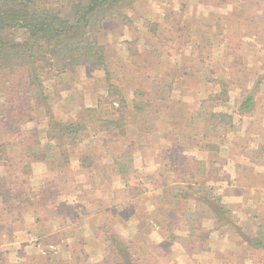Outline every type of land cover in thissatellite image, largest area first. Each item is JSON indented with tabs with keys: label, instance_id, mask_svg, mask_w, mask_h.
Here are the masks:
<instances>
[{
	"label": "rangeland",
	"instance_id": "obj_1",
	"mask_svg": "<svg viewBox=\"0 0 264 264\" xmlns=\"http://www.w3.org/2000/svg\"><path fill=\"white\" fill-rule=\"evenodd\" d=\"M200 1L138 0L133 14L141 15L134 21L136 31L116 20L104 23L100 40L108 43L109 67L114 72L112 81L116 82L118 75L123 78L128 98L131 97L132 86L142 85L148 95L151 93L163 99L155 100L161 112L147 120L151 130L145 136L133 134L128 139H116L109 134H100L87 140L84 151L94 155L97 166L93 175L89 176L81 169L77 176L83 181L73 184L72 171L75 167L72 168V165L77 166L78 161L72 157L70 165L65 168L68 182L63 192L58 194V201L63 203L58 202V210L47 211L48 220L37 223L42 228L45 242L38 240L35 229L39 226L35 223V215L27 211L19 216L17 222H13L12 230H8L12 236L15 231H26L27 239L24 238L17 250L12 246L9 250L0 246L5 253L7 251L4 255L6 260L1 264L53 263L57 258L73 259L74 256H78L82 264L105 262L103 257L107 263L111 251L108 247L99 249L98 243L93 242L98 240L93 234L101 237L100 243L104 242V236H121L130 249L138 251L135 256L139 264H161L160 260L157 262V256L170 258L168 251L171 247L166 240L168 230L165 229L170 222L166 220L159 224L155 219L158 217L157 209L167 210L168 207L171 208L170 217H178L184 209H189L186 213L188 218L184 216L188 221L179 217L180 227H174L178 240L185 239L184 235L188 237L186 243H181L187 251H195L193 247L201 241L202 256L207 255L209 249L214 254L216 249L228 246L223 239L217 241L218 238L227 237L225 240H230L231 235L228 234L231 232L234 241H240L241 235H249L264 244V168H258L254 173L253 169L238 164L228 165V155L224 150H220L218 162L208 163V167H202L200 159L192 164V158L185 152L186 146L181 147L183 140L180 137L181 132L186 130L187 116L199 109L202 100L205 109L214 105L203 98L213 92L215 84L210 79L217 78L227 81L230 105L243 94L253 91L255 102L251 111L256 115V123L252 128L258 133L262 130L264 134V73L249 70H258L264 65V11H256L260 8L257 6L260 0H239L238 6L228 3L217 7ZM246 3L253 8H246ZM232 14L235 17H231ZM236 16L239 21L243 19L245 22L235 25ZM145 18L156 23L155 31L149 29ZM177 26L183 29L178 30ZM231 28L235 32L231 33ZM244 75L247 80H243ZM21 82V74H15L9 81L18 86L14 98L3 94V99L8 101L7 113L14 110L10 115L18 118L19 113L22 117L25 114L27 122L20 126L21 136L38 132L42 143L47 142V116L43 104L49 107L50 114L56 119L74 120L81 108L95 105L97 98L105 92L103 72L84 67L68 68L60 74L43 71L41 82L46 99L41 102L34 98L27 100L30 90H22ZM27 103L30 107L25 110ZM239 122H236L237 131L241 132L246 122ZM175 134L179 135L178 147L173 146ZM212 139L218 140L216 137ZM238 140L246 141L243 136H238ZM193 149L190 152L199 157L196 147ZM34 163L36 166H32L28 178L33 187L58 178V172L50 169L45 161ZM195 166L199 169L195 180L201 183L204 178L207 188L203 190L213 194L232 211L240 225L239 233L227 226L212 233L215 220L206 204L203 202L200 205L205 211L204 217L197 218L195 202L188 207L185 201L178 199L180 190L186 185L182 182L172 184L174 175L178 171L184 179L187 177L185 168ZM114 173L120 175V179ZM159 188L160 193H157ZM195 188L198 186L195 185ZM112 202L115 207L121 202L119 210L125 213L129 223H118L116 214H105L108 208L104 205ZM58 211L61 214L56 216ZM117 211L118 207L111 213ZM134 215L137 218L130 219ZM0 218L1 226L9 221L5 214ZM196 219L199 223L195 225L206 235L203 239L198 236V230L186 228L185 222L190 226ZM134 225H139V234L133 233ZM49 244L55 245L57 252L43 254L40 248ZM156 244L161 246L156 247ZM93 245H97V249ZM147 250L154 251L155 258L149 257ZM222 251L220 257L225 259L224 264H264V248L261 247L249 248L240 242L237 248L233 244V248ZM174 254L178 256L176 251Z\"/></svg>",
	"mask_w": 264,
	"mask_h": 264
},
{
	"label": "trees",
	"instance_id": "obj_2",
	"mask_svg": "<svg viewBox=\"0 0 264 264\" xmlns=\"http://www.w3.org/2000/svg\"><path fill=\"white\" fill-rule=\"evenodd\" d=\"M238 1L200 2L217 7ZM137 2L138 0H0V217L5 214L9 219L5 221L4 226L0 225V241L4 237L11 239L12 232L8 230H12L13 222H17L23 213L32 212L37 224L48 220V210H58L59 203H63L58 201V194L63 192L68 182L65 178L68 174L65 168L70 165L72 157L77 158L79 167L84 169L86 174L93 175V169H97V166L94 155L84 151L87 140H92L100 134H109L116 139H128L133 134L145 136L150 133L151 128L147 120L150 121L161 112L160 105L155 103L157 95H148L142 85L136 84L132 86L131 97H126V82L124 83L120 75L116 82L112 81L114 72L109 67L108 43L100 40L102 28L108 20L119 21L134 31L137 30L134 21L141 16H133ZM251 7L246 5L249 10ZM145 23L151 31H155L156 23L149 18H145ZM178 28L183 29L177 26ZM73 67L102 71L105 92L97 98L95 105L81 108L74 120L56 119L50 114L49 107L43 104L47 116V142H41L38 132L22 137L20 126L27 122L26 115L23 114L24 118L20 116L21 113L18 114L19 118L11 116L10 113L14 110L7 113L8 101L3 99V94L6 93L13 99L18 90V86L9 81L15 74H21V89L30 90L27 100L34 98L41 102L46 99L41 82L43 71L60 74ZM245 74L248 77V73ZM247 77L244 75L243 80H247ZM210 81L217 85L219 90L211 92L204 100L214 105L205 109L202 100L199 109L189 113L184 125L186 130H181V147H196L198 150H207L210 155L218 156L220 147L212 138L223 141L229 131L235 130V116L240 117L251 111L255 97L253 91H248L230 105L227 81L220 78ZM216 106L220 108H215ZM29 107L27 103L25 110ZM13 136L15 138H12ZM178 136L174 135V147H178ZM187 142L190 145H185ZM191 157L192 164L199 160ZM36 161H45L50 169L58 172V178L33 187L28 178L32 163ZM200 164L202 165L201 160ZM198 170L197 166L192 169L186 167L187 177L184 179L181 178L182 174L178 175V171L176 172L173 180L186 185L184 190H180L178 199H195L197 218L204 217L205 211L200 206L204 202L215 220L211 230L227 226L239 233L240 225L232 211L213 194L203 190L207 188L204 178L201 183L195 180L199 174ZM48 171L51 172L49 169ZM195 185L198 188H195ZM168 208L157 209L158 217L155 220L159 221V224L166 220L170 222L165 228L168 230L166 240H169V245V242L178 240L174 227L179 226L180 216L170 217L171 208ZM59 214L61 213L58 211L56 216ZM185 217L188 218V214H185ZM193 222V225L188 226L189 229L198 230V236L203 239L206 236L204 231L195 225L199 223V219ZM38 226L37 230L35 229L38 240L45 242L42 228ZM241 236L240 241H235L236 248L240 242L249 248H264L262 241L249 235ZM105 238L111 257L107 263L96 261L92 264H139L135 256L138 251L130 249L121 236L110 234ZM158 246L161 244H156V247ZM151 251L146 252L149 257L155 258L154 251ZM4 255L5 252L0 249V264L6 260ZM74 258H57L53 263L37 261L32 264H82L78 256Z\"/></svg>",
	"mask_w": 264,
	"mask_h": 264
},
{
	"label": "crops",
	"instance_id": "obj_3",
	"mask_svg": "<svg viewBox=\"0 0 264 264\" xmlns=\"http://www.w3.org/2000/svg\"><path fill=\"white\" fill-rule=\"evenodd\" d=\"M257 4H258L257 6H260V8H257L256 11L257 12H259L260 10L264 11V0H260L259 2H257ZM230 5L231 6H235V5L238 6V2H232ZM246 5H247V7L252 6L251 4L248 5L247 3H246ZM213 7H216V6H213ZM252 8L253 7H251V9ZM231 17H235V16H233V14H232ZM235 19H236V24L235 25H239L242 22H245V20H243V19L241 21H239V17L238 16H236ZM236 29L240 30L239 27L237 28V26H236ZM229 31L231 33L235 32L234 30H232V28L229 29ZM254 48H256V47H254ZM254 55H255V51H254ZM249 70L250 71H254V72L258 71V72L264 73V65H263V67H260V69H258V70H252L250 68H249ZM218 90H219V87L217 85H215L214 89H213V92H217ZM210 92L208 94H210ZM205 98L206 97H204L203 99H205ZM247 113H248V115H246V113H245L244 115H242L240 117L239 116H235V121L236 122L240 121L242 124L246 122L245 127L241 128V132L237 131L238 130L237 129L238 124H237L236 125V129L234 130V132H233V130L229 131L226 134V136H224L223 141H219V138H218L217 141H215V140L214 141L219 145L220 150H224L226 152V155H228V158H226V163L228 165L232 164L234 166H237V164H238L241 167H245L246 169H253V171L255 173L258 168L259 169L260 168H264V134H263L262 130H261V133H258V130L252 128L253 123H256V119H255L256 115H254L252 111L247 112ZM236 118H241V120H238ZM263 122H264V119H263ZM263 122H262V124H263ZM263 126H264V124H263ZM238 128H240V127H238ZM238 133H240V135H238ZM238 136H243L244 140H246V141L245 142H242V141L240 142L238 140ZM225 138H227L229 140H227V139L225 140ZM192 150H194L192 147L186 148L185 152L189 155L190 158H192L191 156H194L195 158L200 159L201 162H202V166L203 167H205V166L208 167V165H207L208 163H212V162L213 163L214 162L217 163L218 162V160H217L218 156H216L214 158L211 157L212 155H210L207 150H204V149L203 150H201V149L200 150H198V149L195 150V151H197L199 153V157H197L195 154H192L190 152ZM188 152H190V153H188ZM218 155H220V154H218ZM222 156H225V155H222ZM32 166L33 167L36 166L35 163H33ZM234 166H232V167L234 168ZM73 167H75L73 169V171H72L73 174H74L73 178L75 180V181H73V184L78 183V182H82L83 180L82 179H78V176H77L79 174L81 168L79 167V165H77V166H73L72 165V168ZM43 173H45V170L43 171ZM114 175H115L116 178L120 179V175H117L115 173H114ZM171 182H172V184H176V181H174V180H172ZM157 193H160V188L158 189ZM72 194L75 196L74 191L72 192ZM195 201L196 200L193 199V198L185 199V202H186L188 207H190L189 204H191V202H195ZM112 203L109 204L108 206L106 204L104 205V206H106V208H108V211L105 214L108 215V216H114L116 214L115 217L118 219L117 220L118 223H122V224H124V223L127 224V222L129 223V220L126 217L125 213L122 212L121 210H119L121 202L120 203L118 202V206H117L118 207V211L117 212H113V214L111 213L112 210L116 211L117 207H115V203H113L114 205ZM195 206H196V202H195ZM188 210L189 209H184L183 210V212L180 214L181 219L184 218L185 220H187L184 216H185V214L187 212H189ZM135 218H137V216H135V215L130 217V219H133V220ZM138 219H139V217H138ZM185 223L187 224L186 225V228H187L189 225H188L187 222H185ZM73 224L74 223L72 222L71 225H73ZM137 226H138V228H137ZM137 226H135V225L133 226L134 227V229H133L134 230L133 231L134 234L135 233L139 234L138 233L139 232L138 231L139 230V225H137ZM179 227H180V225H179ZM216 231H217V229H214V231L212 233H214ZM27 234L28 233L26 231L25 232H23L22 230L15 231V235H13L11 237V239H6L5 240V238H3L0 241V246H6V249H8V250L12 246L13 248H15V250H17L18 248H20V244L22 242H24V238L27 237ZM228 235H231L230 240H225L227 237H221L220 239L218 238V240H217V241H220V240L223 239L225 241V244H228V246L224 245L223 248L216 249L214 251V254H213L212 249H209L208 254L204 255V256H202V254L200 252V245H199L200 243L199 242H197L198 246L193 247V249H195V251L191 250V252L189 250L187 251L183 247V245H181L182 242L186 243V237L187 236L184 235L185 239L173 240V242H169V247H171V248L168 251V254L170 255V258L166 257V259H164L163 257L161 258L159 256V260H160L161 264H219V263L220 264H224L225 263V259L223 258V256H222V258L220 257V254L223 252L222 250L233 248V244H235V241L233 240L232 232L229 233ZM93 236H94V238L96 240L98 239L97 241H93V242H96L95 244L98 243V248L99 249L100 248L105 249V248L108 247V242L106 241L105 236H104V239H103L104 242H102V243H100L101 241H99V238H101L100 236H96V234H93ZM25 239H27V238H25ZM93 246H94V249H97V245L96 246L93 245ZM235 246H236V244H235ZM217 250H219V251H217ZM175 251H176V253H177V255L179 257L174 254ZM5 254L7 255V251H6ZM99 258H101V257H99ZM96 259H98V258H95V260ZM103 260L106 261L107 259L105 260V257H103Z\"/></svg>",
	"mask_w": 264,
	"mask_h": 264
},
{
	"label": "built area",
	"instance_id": "obj_4",
	"mask_svg": "<svg viewBox=\"0 0 264 264\" xmlns=\"http://www.w3.org/2000/svg\"><path fill=\"white\" fill-rule=\"evenodd\" d=\"M40 251L43 253V254H45L47 251H49V252H54V253H56L57 252V248H56V246L55 245H53V244H49V245H47L46 247H42V248H40Z\"/></svg>",
	"mask_w": 264,
	"mask_h": 264
}]
</instances>
